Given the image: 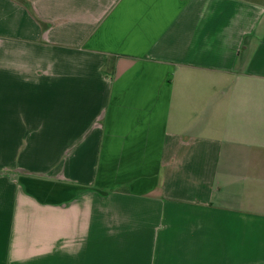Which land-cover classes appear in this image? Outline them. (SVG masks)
<instances>
[{
	"label": "crops",
	"instance_id": "1",
	"mask_svg": "<svg viewBox=\"0 0 264 264\" xmlns=\"http://www.w3.org/2000/svg\"><path fill=\"white\" fill-rule=\"evenodd\" d=\"M0 0V264H264V0Z\"/></svg>",
	"mask_w": 264,
	"mask_h": 264
},
{
	"label": "trees",
	"instance_id": "2",
	"mask_svg": "<svg viewBox=\"0 0 264 264\" xmlns=\"http://www.w3.org/2000/svg\"><path fill=\"white\" fill-rule=\"evenodd\" d=\"M16 1L17 3L29 8V3L26 1V0H14Z\"/></svg>",
	"mask_w": 264,
	"mask_h": 264
}]
</instances>
